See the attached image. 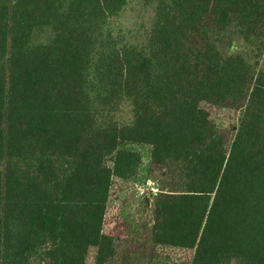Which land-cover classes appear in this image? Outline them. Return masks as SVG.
I'll list each match as a JSON object with an SVG mask.
<instances>
[{
	"label": "trees",
	"instance_id": "obj_1",
	"mask_svg": "<svg viewBox=\"0 0 264 264\" xmlns=\"http://www.w3.org/2000/svg\"><path fill=\"white\" fill-rule=\"evenodd\" d=\"M229 30L264 57V0H0V264H113L133 145L172 186L153 244L264 264V65L223 54ZM200 103L237 111L235 134Z\"/></svg>",
	"mask_w": 264,
	"mask_h": 264
},
{
	"label": "rangeland",
	"instance_id": "obj_2",
	"mask_svg": "<svg viewBox=\"0 0 264 264\" xmlns=\"http://www.w3.org/2000/svg\"><path fill=\"white\" fill-rule=\"evenodd\" d=\"M225 55L241 53L255 67L264 65L254 43H248L235 31L229 30L219 46ZM217 127L235 134L239 113L207 103H200ZM126 116V112L123 113ZM129 148L141 155V165L133 179L113 177L109 191L102 232L121 241V250L113 264H190L193 250L159 246L152 243L151 208L156 197L169 194L170 179L154 170L150 163V147L133 145ZM96 248L87 250L85 264H95ZM31 264H45L39 257Z\"/></svg>",
	"mask_w": 264,
	"mask_h": 264
}]
</instances>
